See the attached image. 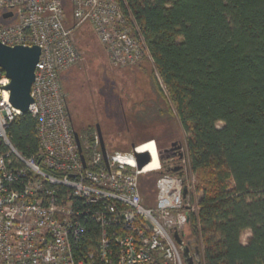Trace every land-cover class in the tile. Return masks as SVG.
Here are the masks:
<instances>
[{
	"label": "built area",
	"instance_id": "1",
	"mask_svg": "<svg viewBox=\"0 0 264 264\" xmlns=\"http://www.w3.org/2000/svg\"><path fill=\"white\" fill-rule=\"evenodd\" d=\"M68 1L70 25L62 0H0V44L40 50L26 113L37 122L32 156L10 143V125L25 114L9 103L0 69V264H184L173 233H184L194 212L186 149L165 154L176 159L166 168L174 173H159L164 155L154 140L129 152L105 147L104 159L96 132L77 144L59 84L79 60L74 30L91 25L109 66L123 69L151 62L139 28L121 0ZM135 154L149 162L139 169ZM152 173L145 207L141 184Z\"/></svg>",
	"mask_w": 264,
	"mask_h": 264
},
{
	"label": "trees",
	"instance_id": "2",
	"mask_svg": "<svg viewBox=\"0 0 264 264\" xmlns=\"http://www.w3.org/2000/svg\"><path fill=\"white\" fill-rule=\"evenodd\" d=\"M62 3L69 8L68 0ZM121 5L148 50L157 96L185 136L201 194L188 215L187 239L201 264H264V0ZM36 123L25 114L8 129L11 145L25 157L37 152ZM94 130L81 134L92 137ZM158 176L142 181L145 207L153 204ZM245 232L250 237L242 245Z\"/></svg>",
	"mask_w": 264,
	"mask_h": 264
},
{
	"label": "rangeland",
	"instance_id": "3",
	"mask_svg": "<svg viewBox=\"0 0 264 264\" xmlns=\"http://www.w3.org/2000/svg\"><path fill=\"white\" fill-rule=\"evenodd\" d=\"M65 8L70 24V9ZM73 40L79 60L60 74L59 84L78 135L98 124L108 153L129 152L132 146L147 140L156 141L161 148L169 142H178L179 147L185 148V136L172 110L166 112V105L153 87L150 61L123 69L110 67L105 50L89 24L77 28ZM191 180L193 195L189 205L195 213L201 194L195 191L194 174ZM183 231L187 238L188 227ZM249 237V232L243 233L241 244L246 245Z\"/></svg>",
	"mask_w": 264,
	"mask_h": 264
},
{
	"label": "water",
	"instance_id": "4",
	"mask_svg": "<svg viewBox=\"0 0 264 264\" xmlns=\"http://www.w3.org/2000/svg\"><path fill=\"white\" fill-rule=\"evenodd\" d=\"M40 50L38 47H6L0 44V69L4 72L9 80L5 89L9 92V103L11 106L22 114H26L29 106L33 103L30 96L31 87L34 82L35 66L38 63ZM95 131L100 141V148L105 159V146L102 138L100 126L95 125ZM74 137L78 142V134L75 132ZM175 145V144H173ZM134 146H132L133 148ZM138 168L144 167L149 158L146 154H135ZM178 168L166 169L163 167L159 173H174ZM186 195V189L183 190V197ZM184 233L178 235L173 233L176 245L179 247L184 264H201L198 248L194 241L184 242ZM192 248L193 255L189 251Z\"/></svg>",
	"mask_w": 264,
	"mask_h": 264
},
{
	"label": "flooded vegetation",
	"instance_id": "5",
	"mask_svg": "<svg viewBox=\"0 0 264 264\" xmlns=\"http://www.w3.org/2000/svg\"><path fill=\"white\" fill-rule=\"evenodd\" d=\"M96 132V131H95ZM175 144V145H173ZM105 146V145H104ZM179 148L178 142H169L167 145H165L164 147L161 148V152L163 156V165L165 168H169L171 164L175 163V157H168L165 154L166 153H173V151H175L176 149ZM184 242L188 243L189 240L186 238H184ZM190 255H193V251L192 248H190L189 251Z\"/></svg>",
	"mask_w": 264,
	"mask_h": 264
}]
</instances>
